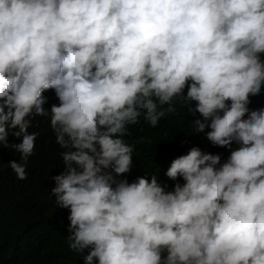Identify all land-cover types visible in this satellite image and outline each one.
I'll list each match as a JSON object with an SVG mask.
<instances>
[{
	"label": "clouds",
	"instance_id": "clouds-1",
	"mask_svg": "<svg viewBox=\"0 0 264 264\" xmlns=\"http://www.w3.org/2000/svg\"><path fill=\"white\" fill-rule=\"evenodd\" d=\"M261 54L264 0H0V144L22 137L8 166L38 179L50 143L29 128L50 116L67 149L51 195L85 264H264V109L248 107ZM177 97L213 145L240 147L174 159L173 191L117 179L133 170L126 126L157 127Z\"/></svg>",
	"mask_w": 264,
	"mask_h": 264
},
{
	"label": "trees",
	"instance_id": "trees-1",
	"mask_svg": "<svg viewBox=\"0 0 264 264\" xmlns=\"http://www.w3.org/2000/svg\"><path fill=\"white\" fill-rule=\"evenodd\" d=\"M261 59L264 61V54H261ZM44 95L48 99L45 107L49 111L52 104H59L54 90ZM184 95L187 96V88ZM250 101V111L264 109V87L259 95L250 96ZM174 106L176 111L167 113L155 128L143 116L139 117L138 124L126 126L129 135L124 139L134 146L133 170L131 174L117 179H127L133 183L138 178L150 179L155 175L166 191H173L176 183H185L182 178L172 181L165 175L174 159L198 147L203 152L219 154L223 164L230 157L231 151L240 147L235 142L230 149L213 145L206 138L210 128L205 133L197 132L194 122L197 119L203 120V117L199 113L193 115L189 112L190 107H195V102L191 105L177 97ZM29 133H38L37 137L50 143L49 149L42 155L43 170L38 179L27 168L30 157L26 165V180H19L8 166L13 160L23 162L21 154L12 146L21 143L22 137L10 135L8 144H0V264H85L83 257L90 250L78 253L69 248L70 210L59 208L55 202L56 197L51 195V189L56 186L51 177L64 171L60 153L67 149L57 144L50 116L32 119ZM41 149V144L35 145L34 154ZM94 264L99 262L95 261Z\"/></svg>",
	"mask_w": 264,
	"mask_h": 264
}]
</instances>
